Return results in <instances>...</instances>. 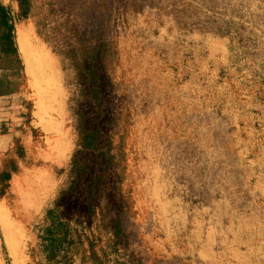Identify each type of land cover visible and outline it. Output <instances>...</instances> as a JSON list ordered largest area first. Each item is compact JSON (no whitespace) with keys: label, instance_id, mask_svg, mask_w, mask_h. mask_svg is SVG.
Instances as JSON below:
<instances>
[{"label":"rangeland","instance_id":"1","mask_svg":"<svg viewBox=\"0 0 264 264\" xmlns=\"http://www.w3.org/2000/svg\"><path fill=\"white\" fill-rule=\"evenodd\" d=\"M0 3V264H264V0Z\"/></svg>","mask_w":264,"mask_h":264},{"label":"trees","instance_id":"2","mask_svg":"<svg viewBox=\"0 0 264 264\" xmlns=\"http://www.w3.org/2000/svg\"><path fill=\"white\" fill-rule=\"evenodd\" d=\"M0 58L7 60V74L5 78L0 79V96H7L17 92V82H12L8 74L21 75L23 71L22 63L18 56V50L15 44V26L12 23L11 16L0 3Z\"/></svg>","mask_w":264,"mask_h":264}]
</instances>
